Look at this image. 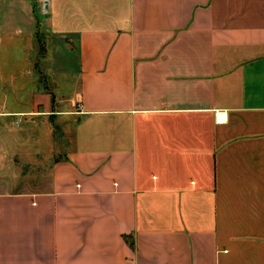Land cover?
<instances>
[{
    "label": "crops",
    "instance_id": "1",
    "mask_svg": "<svg viewBox=\"0 0 264 264\" xmlns=\"http://www.w3.org/2000/svg\"><path fill=\"white\" fill-rule=\"evenodd\" d=\"M3 35L0 264H264V0H0Z\"/></svg>",
    "mask_w": 264,
    "mask_h": 264
},
{
    "label": "rangeland",
    "instance_id": "2",
    "mask_svg": "<svg viewBox=\"0 0 264 264\" xmlns=\"http://www.w3.org/2000/svg\"><path fill=\"white\" fill-rule=\"evenodd\" d=\"M19 7V6H18ZM41 9V8H40ZM26 25V24H24ZM28 26H25L24 33L27 32ZM8 36L3 35V41L0 42V60L1 57L3 59L2 65L4 68V71L6 69L14 68L16 69L19 65L22 66H28L31 64V56L33 54V49L29 50L26 48V41L21 38V41H18L16 39H8ZM55 59H56V66L57 65H64V67L71 66L70 64H73V60H70L69 62L64 59V55L62 52L55 51ZM69 64V65H67ZM58 77L60 78L59 84L63 82L64 79H66L63 74H58ZM67 80V79H66ZM62 87H67L66 84Z\"/></svg>",
    "mask_w": 264,
    "mask_h": 264
},
{
    "label": "built area",
    "instance_id": "3",
    "mask_svg": "<svg viewBox=\"0 0 264 264\" xmlns=\"http://www.w3.org/2000/svg\"><path fill=\"white\" fill-rule=\"evenodd\" d=\"M226 118V113L222 110L216 111L215 113V119L217 122L223 121Z\"/></svg>",
    "mask_w": 264,
    "mask_h": 264
}]
</instances>
